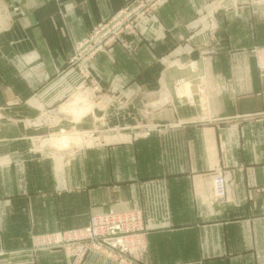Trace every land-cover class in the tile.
Instances as JSON below:
<instances>
[{
  "label": "crops",
  "instance_id": "0c3cea01",
  "mask_svg": "<svg viewBox=\"0 0 264 264\" xmlns=\"http://www.w3.org/2000/svg\"><path fill=\"white\" fill-rule=\"evenodd\" d=\"M131 1L0 0V264H73L62 249L30 251V233L110 207L144 210L139 264H264V72L252 51L263 0H167L88 62L93 84L80 81L77 42ZM62 119L99 128L94 143L48 144ZM218 169L227 190L214 202Z\"/></svg>",
  "mask_w": 264,
  "mask_h": 264
},
{
  "label": "rangeland",
  "instance_id": "374dc122",
  "mask_svg": "<svg viewBox=\"0 0 264 264\" xmlns=\"http://www.w3.org/2000/svg\"><path fill=\"white\" fill-rule=\"evenodd\" d=\"M166 1L167 0H132L128 5L125 6L123 10L117 12L120 13L122 11V13L123 12L125 13H123V17H122L124 18V21L120 26L121 30L117 35H115V37L111 38V36L105 34L106 36H104V38H101L97 42H93L91 45H87L86 49L83 50L84 47L83 48L80 47L81 42L89 38V36L93 33L95 28L111 23V21L113 20L114 16L117 13L114 14L109 20L97 24V26H95L82 41L77 42L74 55L69 60V65L76 67L79 75L82 77L80 81L93 84L95 79L91 74V72L88 70V62L92 58H94L97 55V53L109 50L112 44L115 43L125 44V40H123L122 38L124 34L126 33L132 35L139 34L138 24L140 20L154 14L155 11L159 9ZM215 1L224 2L225 0H215ZM136 6L140 7L139 16L136 15L135 12L133 11V9ZM138 44L139 43L137 42H132L129 45L134 46L133 47L134 49ZM263 46L264 45H256L252 48L253 54L256 59L257 68L259 67L257 63L256 50ZM189 61H190L189 66H193V62L196 63V61L198 60L194 59ZM197 82L199 83L200 81L198 80ZM178 83L180 84L177 85ZM177 84L176 85L177 87H180L183 96H187V98L192 97L193 94L191 92L192 89H190L191 88L190 86L189 89L188 87L183 88L181 85L183 83H181V81H178ZM195 88H196L195 90H198L196 86ZM75 98L76 100L72 99V102L73 103L77 102L78 104L75 103L76 104L75 106L77 107L80 106L79 102H81V100H86V96L84 92H79V94H77ZM89 105L90 106L88 107L82 106V109L80 110L78 109V113H80V116L82 114L83 116H88L89 113L94 111L95 108L94 105L92 103ZM62 110L64 111V115H62L64 119L68 117L72 118V116L66 110L64 109ZM83 116H81V118H83ZM63 122H64L63 119L58 120V123H56L57 129L54 130L55 134H53L55 138H53V140H51L53 136L49 138L48 144L49 143L51 144L53 142L52 146H57L59 148L81 147L86 145L90 140L92 141H94V139L96 140L95 137L97 133L100 131L99 128H92V129L83 130L82 132L84 133H82L80 132V129L75 127L74 125L70 127L66 125H61V123ZM69 132L70 133L77 132L79 134L70 136L72 134H69ZM56 137H61V138H56ZM92 143L94 142L90 141V144ZM220 173H223V176L225 177L224 172L221 169H218L216 171L214 178ZM213 195H214V183H213ZM212 200L214 202H217L214 200L213 196H212ZM121 213L122 216L119 215ZM138 217L141 218L139 219ZM100 219L101 221L105 219L106 221L104 222L106 224H100ZM136 222H140V226L134 228ZM89 228L90 230L88 232L83 233L85 229H89ZM147 233H148V219L146 218V215L142 208H130L126 210H118L113 207H110L105 212L93 214L90 218V222L82 227L67 228L60 231L59 233L57 232L39 233L35 231L31 232L29 235V241H30L29 248L30 251L32 252L62 249L67 256L72 258L73 264H82L86 256L92 253H98L104 256L105 258L113 261L114 264H139V262L142 259V256L144 255L147 249L146 242H144L143 244L141 243L140 244L141 246L138 245V241H136V244L128 243L123 245L122 243H120V240L121 238L126 236H134L140 234L142 235V238H144L145 240ZM5 253L8 252L0 250V254H5Z\"/></svg>",
  "mask_w": 264,
  "mask_h": 264
},
{
  "label": "built area",
  "instance_id": "2783aa9c",
  "mask_svg": "<svg viewBox=\"0 0 264 264\" xmlns=\"http://www.w3.org/2000/svg\"><path fill=\"white\" fill-rule=\"evenodd\" d=\"M127 10V9H125ZM133 11L135 12L136 15L139 16L140 14V7H135L133 9ZM125 13V12H123ZM123 13L122 11L120 13H117L113 20L111 21V23L107 24V25H102L100 27H97L94 29L93 33L89 36V38H87L86 40H84L83 42H81L80 47H84V49H86L87 45H91L93 42H97L99 41L101 38H104V36H106L105 34L115 37V35H117L119 33L120 26L122 25L124 18L123 17ZM142 17V16H141ZM82 51V50H80ZM256 56H257V63H258V67L259 70L261 72H264V46L260 47L259 49L256 50ZM213 183H214V195L213 198L215 201L221 200L225 194H226V180L225 177L223 176V173L218 174L214 179H213ZM120 216H122V213L119 214ZM131 217V216H129ZM134 217V216H133ZM139 219L141 217H138ZM102 219V216H101ZM100 219V224H106L104 221H106L105 219H103L101 221ZM140 226V222H136L135 223V227ZM119 227V226H117ZM90 230L89 229H85L83 233H86ZM136 241H138V245H140L141 243L143 244L145 242L144 238H142V235H134V236H126L121 238L120 243L124 244H128V243H134L136 244ZM141 246V245H140Z\"/></svg>",
  "mask_w": 264,
  "mask_h": 264
},
{
  "label": "bare ground",
  "instance_id": "6f19581e",
  "mask_svg": "<svg viewBox=\"0 0 264 264\" xmlns=\"http://www.w3.org/2000/svg\"><path fill=\"white\" fill-rule=\"evenodd\" d=\"M180 83H178L177 85H179ZM76 104H78L77 102H75Z\"/></svg>",
  "mask_w": 264,
  "mask_h": 264
}]
</instances>
